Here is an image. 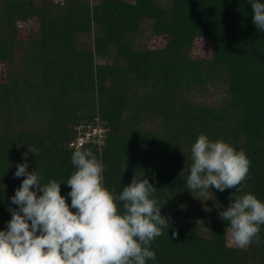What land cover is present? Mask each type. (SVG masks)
<instances>
[{
  "label": "trees",
  "instance_id": "trees-1",
  "mask_svg": "<svg viewBox=\"0 0 264 264\" xmlns=\"http://www.w3.org/2000/svg\"><path fill=\"white\" fill-rule=\"evenodd\" d=\"M198 40L209 54L196 53ZM0 71V230L18 207L23 154L66 196L70 142L99 120L105 143L83 148L102 162L105 186L119 195L144 171L169 218L147 264H264V225L259 243L226 245L219 210L235 189L186 187L204 133L245 151L244 191L264 201V31L248 0H0Z\"/></svg>",
  "mask_w": 264,
  "mask_h": 264
},
{
  "label": "clouds",
  "instance_id": "clouds-1",
  "mask_svg": "<svg viewBox=\"0 0 264 264\" xmlns=\"http://www.w3.org/2000/svg\"><path fill=\"white\" fill-rule=\"evenodd\" d=\"M248 3L254 25L264 31V3ZM23 155L25 162L17 165L14 176L25 178L11 197L18 207L9 206L11 219L0 230V264H147L156 259L151 245L171 224L152 198L157 189L144 171L135 170L131 183L114 195L104 184L102 162L91 149L76 146L71 155L75 171L64 182L70 188L65 196L61 183H42L37 170L29 171L28 153ZM188 159L190 192L204 196L212 188L236 190L231 203L219 210L227 224L226 245L246 249L259 243L264 201L244 191L251 166L245 151L201 133Z\"/></svg>",
  "mask_w": 264,
  "mask_h": 264
},
{
  "label": "built area",
  "instance_id": "built-area-1",
  "mask_svg": "<svg viewBox=\"0 0 264 264\" xmlns=\"http://www.w3.org/2000/svg\"><path fill=\"white\" fill-rule=\"evenodd\" d=\"M105 135L106 128L97 120L95 124L86 127L80 126L77 137L70 142V147L81 146L83 148L90 143H97L102 146L105 143Z\"/></svg>",
  "mask_w": 264,
  "mask_h": 264
},
{
  "label": "rangeland",
  "instance_id": "rangeland-1",
  "mask_svg": "<svg viewBox=\"0 0 264 264\" xmlns=\"http://www.w3.org/2000/svg\"><path fill=\"white\" fill-rule=\"evenodd\" d=\"M27 35V31L23 30V36ZM154 46H160L163 44V41H157L152 43ZM195 51L198 55H206L210 53V43L206 40H198L195 44ZM0 76L3 77L0 71Z\"/></svg>",
  "mask_w": 264,
  "mask_h": 264
}]
</instances>
